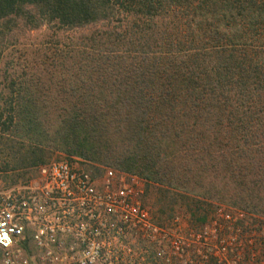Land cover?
<instances>
[{
    "label": "trees",
    "instance_id": "obj_1",
    "mask_svg": "<svg viewBox=\"0 0 264 264\" xmlns=\"http://www.w3.org/2000/svg\"><path fill=\"white\" fill-rule=\"evenodd\" d=\"M43 27L34 60L4 65ZM58 154L144 178L162 216L264 215V0H0V175Z\"/></svg>",
    "mask_w": 264,
    "mask_h": 264
},
{
    "label": "built area",
    "instance_id": "obj_2",
    "mask_svg": "<svg viewBox=\"0 0 264 264\" xmlns=\"http://www.w3.org/2000/svg\"><path fill=\"white\" fill-rule=\"evenodd\" d=\"M73 156L0 192V264H264V215L216 204L204 222L159 216L146 180Z\"/></svg>",
    "mask_w": 264,
    "mask_h": 264
},
{
    "label": "rangeland",
    "instance_id": "obj_3",
    "mask_svg": "<svg viewBox=\"0 0 264 264\" xmlns=\"http://www.w3.org/2000/svg\"><path fill=\"white\" fill-rule=\"evenodd\" d=\"M52 34L53 31L51 29H48L47 27H43L38 30L21 32L18 35V39H16L15 43L8 45L5 52L4 65L14 64L15 68L11 69V71H19L20 68L24 65L26 58L28 60H34V57L36 56L38 50L48 44V39ZM64 156L65 154H58L54 156L50 161L63 158ZM6 187L7 185L4 182L0 183V192L5 190ZM157 194V189L154 186L148 187L146 182L145 194L143 196V199L146 204L149 205L155 211L157 215L162 216L159 212V208L162 204L157 202ZM192 205L194 206L192 209H188L186 205H176L173 211H167L166 214L163 216L170 217L171 212L172 215L179 214L187 219L190 218L189 220H191L192 218H197L196 223L201 224V222H203L201 220V216H204L205 219L206 216H208L215 208L216 204H203L202 207L204 208V210L201 211L197 210L198 207H196L195 204Z\"/></svg>",
    "mask_w": 264,
    "mask_h": 264
},
{
    "label": "crops",
    "instance_id": "obj_4",
    "mask_svg": "<svg viewBox=\"0 0 264 264\" xmlns=\"http://www.w3.org/2000/svg\"><path fill=\"white\" fill-rule=\"evenodd\" d=\"M38 174H39V171H37V173H36L35 176L31 177L30 179H26V180L23 179L22 177H20V178L18 179V181L15 182V183L13 182V178H14L15 176H13L12 174H9V175H7V176H1V175H0V183H3V182H4V183L7 185V187H6L5 190H7V189H10V188L16 187V186H18V185H21V184H25V183H27L29 180H31V179L37 177ZM3 191H4V190H3Z\"/></svg>",
    "mask_w": 264,
    "mask_h": 264
}]
</instances>
